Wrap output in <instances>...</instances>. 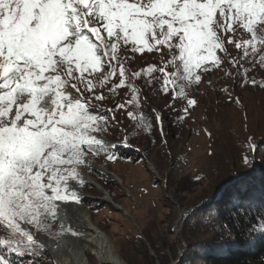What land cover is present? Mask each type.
<instances>
[{"label":"snow or ice","instance_id":"snow-or-ice-1","mask_svg":"<svg viewBox=\"0 0 264 264\" xmlns=\"http://www.w3.org/2000/svg\"><path fill=\"white\" fill-rule=\"evenodd\" d=\"M145 54L159 62L128 67ZM225 65L264 88L247 75L264 69V0H0V264H17L13 254L60 264L45 257L49 247L73 264L76 246L61 241L84 233L61 215L81 203L84 171H99L93 161H115L118 143L128 145L127 129L122 140L105 138L120 128L117 112L144 132L153 127L136 81L186 100L188 114L197 103L188 91L214 71L233 76ZM245 147L255 150L251 137ZM257 230L264 222L242 235Z\"/></svg>","mask_w":264,"mask_h":264},{"label":"rangeland","instance_id":"rangeland-1","mask_svg":"<svg viewBox=\"0 0 264 264\" xmlns=\"http://www.w3.org/2000/svg\"><path fill=\"white\" fill-rule=\"evenodd\" d=\"M229 51L236 55L231 46ZM158 62V57L137 55L128 67L135 71L145 67L146 63ZM225 67L234 75L226 76L223 71H214L204 77L205 82L188 91V95L197 101L194 107L188 109V114L183 112L186 100H173L170 93L165 95L158 90L159 85L145 84L146 94L143 93L141 98L146 100L145 106L152 117L155 118L153 109L160 112L163 135L157 123V127L150 132L134 127L137 138L143 142L140 146L136 144L138 148L134 147L141 159L106 161L101 156L94 163L106 167L109 173L86 170L92 180L95 173L113 179L104 183L108 191L98 182L110 192L109 200H103L98 188L88 183L83 187L79 205L88 210L93 223L106 233L121 264H151L145 259L136 237L144 242L150 255L154 251L144 233L160 249L167 243L171 244L179 235L184 215L204 193L212 192L221 173L244 166L243 155L253 158V150L245 147L248 138L251 137L255 147L264 140V88L259 84L244 83L242 70L235 75L236 69L230 65ZM247 75L249 79L262 81L264 69L257 67ZM208 80H211L210 84ZM136 83L140 86L145 81L141 78ZM225 87L228 92L222 91ZM124 91L126 89L120 91V102L126 99ZM111 103L109 98L106 104ZM132 110L129 106L128 111ZM179 116L184 118L178 119ZM116 119L121 122L120 128L106 134L107 141L122 140L124 132L121 129H127L128 136L135 137L132 131L134 122L128 118L126 111L117 112ZM178 251L180 255L181 249ZM167 253L171 254L168 248ZM44 255L47 259L53 258L50 247ZM86 255L89 264H100L90 252ZM123 257L132 259L126 261ZM13 259L17 260V264L21 261L28 264L31 257L17 258L13 254ZM170 259L175 261L172 257Z\"/></svg>","mask_w":264,"mask_h":264},{"label":"trees","instance_id":"trees-1","mask_svg":"<svg viewBox=\"0 0 264 264\" xmlns=\"http://www.w3.org/2000/svg\"><path fill=\"white\" fill-rule=\"evenodd\" d=\"M145 87V83L140 85L141 97L146 94ZM140 111L153 125L152 128H156V119L149 114L145 103ZM134 127L133 124L135 137L128 136V143L131 148H138L143 142L137 138ZM136 129L144 132L141 128ZM116 151L121 159L142 158L136 151L122 146L117 147ZM252 153L249 164L221 173L212 192L204 193L184 215L179 235L171 244L167 243L166 247L160 249L144 233V238L154 251L150 255L144 242L139 236L136 237L148 262L170 264L172 257L177 261L175 264H264V232L257 230L250 235H242L264 222V140ZM93 179L102 183L106 190L105 184L113 181L99 173H95ZM130 259L124 258L126 261Z\"/></svg>","mask_w":264,"mask_h":264},{"label":"bare ground","instance_id":"bare-ground-1","mask_svg":"<svg viewBox=\"0 0 264 264\" xmlns=\"http://www.w3.org/2000/svg\"><path fill=\"white\" fill-rule=\"evenodd\" d=\"M129 145V143H128ZM127 145L126 148H129ZM94 163V161H93ZM94 166L98 168L100 171H107L106 167L102 165H97L94 163ZM153 166L151 165V168ZM154 168V167H153ZM155 169V168H154ZM85 179L89 181V184H93L98 188L99 192L103 195V200H109V193L104 190V188L95 180L90 178L89 173L84 171ZM98 185V186H97ZM81 195L84 191L83 188L79 189ZM118 205V204H117ZM119 206V205H118ZM121 208V207H120ZM123 209V208H121ZM125 210V209H123ZM72 211V212H70ZM68 219L65 216L61 215V220H65L67 224H70L74 229H77L84 233L82 237L79 239L73 238L71 236H66L63 238L61 243L63 244L64 240L70 241L73 245L76 246V252L78 255L72 256L73 264H89V260L87 257V252H90L98 262H102V264H112L113 260L110 257H114L115 261L119 264L122 263L121 259L116 254L113 245L109 241L106 233L99 229L95 223H93L88 210L80 205L72 204L70 205V210L68 212ZM50 246L52 245L51 241H46ZM51 254L55 257L56 260L60 262V264H64V261L68 259L66 253L61 252V250H52Z\"/></svg>","mask_w":264,"mask_h":264},{"label":"water","instance_id":"water-1","mask_svg":"<svg viewBox=\"0 0 264 264\" xmlns=\"http://www.w3.org/2000/svg\"><path fill=\"white\" fill-rule=\"evenodd\" d=\"M109 142H114V141H109ZM119 146H122V147H124V148H126L127 146H125L123 143H118V145H117V147H119ZM129 146V148H126V149H132V150H134V151H137L135 148H131L130 147V145H128ZM140 154V153H139ZM107 173H109L108 171H106ZM111 174V173H110ZM177 261L175 260V261H172L170 264H175ZM113 264V263H112Z\"/></svg>","mask_w":264,"mask_h":264}]
</instances>
